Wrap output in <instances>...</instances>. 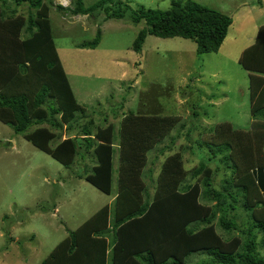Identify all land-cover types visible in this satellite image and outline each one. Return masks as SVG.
I'll return each instance as SVG.
<instances>
[{"label": "trees", "instance_id": "obj_1", "mask_svg": "<svg viewBox=\"0 0 264 264\" xmlns=\"http://www.w3.org/2000/svg\"><path fill=\"white\" fill-rule=\"evenodd\" d=\"M1 1L0 118L68 167L88 154L94 164L87 163L74 174L108 195L113 189L115 154L118 159L113 202L70 231L40 264H185L195 252L209 256L196 264H264V24L239 59L249 71L251 128L238 129L225 121L214 126L208 140H196V150H205L206 145L208 154L198 153L202 162L192 170L193 180L187 181L190 171L184 166L183 153L174 151V140L159 147L176 125V116L128 113L119 130V122L94 130L93 119L83 122L88 117L86 109L77 100L58 55L49 18L53 0H15L14 7L8 0ZM125 2L97 0L86 5L75 0L55 6L88 16L101 9L106 18L121 19L127 12ZM23 3L29 5L27 16L18 12ZM132 16L135 22L146 23L133 42L139 54L149 34L192 39L198 55L218 52L233 23L231 15L196 0H171L166 10L141 5ZM100 40L98 33L93 41L79 46L95 48ZM198 114L194 111L195 117ZM64 124L66 132L77 131L76 136L52 146L51 141L62 136ZM192 130L188 128L187 137ZM154 148L159 153L153 164L160 155L165 157L152 194L143 175L148 152ZM210 162H216L214 169ZM221 168L230 173L223 190L214 185ZM201 197L217 202L204 204ZM240 206L248 215L241 228L229 216ZM218 211L219 225L239 234L223 236L217 231Z\"/></svg>", "mask_w": 264, "mask_h": 264}, {"label": "rangeland", "instance_id": "obj_2", "mask_svg": "<svg viewBox=\"0 0 264 264\" xmlns=\"http://www.w3.org/2000/svg\"><path fill=\"white\" fill-rule=\"evenodd\" d=\"M96 1L84 0L86 5ZM124 1L128 7L121 19L106 18L101 9L90 16L56 9V4L63 2L68 6L75 0H53L51 4L49 18L58 55L70 86L88 115L83 122L93 119L94 130L97 126L119 122V130L122 117L128 113L176 116V125L159 147L174 140V151L183 153L184 166L190 171L187 181L193 180L192 170L202 162L198 153L208 154L206 145L205 150L199 147L196 150V140H208L215 131L214 126L225 121L238 129L251 128L249 71L239 59L254 43L259 27L264 24V0H196L233 18L220 50L202 55H198L197 44L192 39L150 34L142 53L135 52L133 42L146 23L144 20L135 22L133 10L141 5L166 10L171 0ZM8 3L15 6V0ZM18 12L27 16L28 3L21 4ZM98 33L101 40L97 47L79 46L93 41ZM194 111L198 116H194ZM183 124L185 127H181ZM66 126L64 124L62 136L51 141L52 146L68 136H76L77 131L67 133ZM190 127L193 130L189 138ZM158 153L155 148L148 152L143 175L152 194L153 181L165 157L160 155L153 164ZM76 160L73 166L62 164L0 118V264H40L70 231L103 205L113 202L117 193V155L110 195L74 174V171H83L87 163L93 165L94 160L88 154L85 159ZM210 166L214 169L216 162H210ZM227 170L221 168L214 176L215 188L223 190L225 178L230 177ZM200 200L211 205L217 202L206 197ZM220 214L218 211L215 218L217 231L223 236L239 234L219 225ZM229 216L235 217L240 228L248 217L241 206ZM208 259L207 254L195 252L188 255L185 264L204 263Z\"/></svg>", "mask_w": 264, "mask_h": 264}, {"label": "clouds", "instance_id": "obj_3", "mask_svg": "<svg viewBox=\"0 0 264 264\" xmlns=\"http://www.w3.org/2000/svg\"><path fill=\"white\" fill-rule=\"evenodd\" d=\"M61 4H63V3H61Z\"/></svg>", "mask_w": 264, "mask_h": 264}, {"label": "water", "instance_id": "obj_4", "mask_svg": "<svg viewBox=\"0 0 264 264\" xmlns=\"http://www.w3.org/2000/svg\"><path fill=\"white\" fill-rule=\"evenodd\" d=\"M63 3V2H62ZM65 4V3H64Z\"/></svg>", "mask_w": 264, "mask_h": 264}]
</instances>
